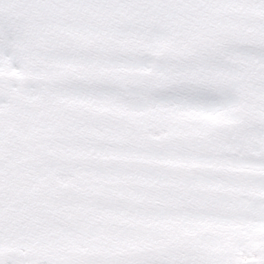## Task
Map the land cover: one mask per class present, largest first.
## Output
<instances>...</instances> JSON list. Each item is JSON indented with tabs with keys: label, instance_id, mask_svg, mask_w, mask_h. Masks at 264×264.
Masks as SVG:
<instances>
[{
	"label": "snow or ice",
	"instance_id": "obj_1",
	"mask_svg": "<svg viewBox=\"0 0 264 264\" xmlns=\"http://www.w3.org/2000/svg\"><path fill=\"white\" fill-rule=\"evenodd\" d=\"M0 264H264V0H0Z\"/></svg>",
	"mask_w": 264,
	"mask_h": 264
}]
</instances>
